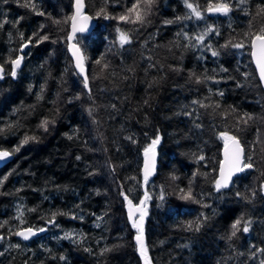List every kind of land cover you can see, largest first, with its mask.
I'll return each mask as SVG.
<instances>
[{
	"label": "trees",
	"instance_id": "obj_1",
	"mask_svg": "<svg viewBox=\"0 0 264 264\" xmlns=\"http://www.w3.org/2000/svg\"><path fill=\"white\" fill-rule=\"evenodd\" d=\"M24 2L0 0V22L9 21L0 28V64L5 70L0 81V128L5 129L0 134V150L12 151L25 135L39 140L14 152L12 160L0 168V235L6 237L0 242V251L5 253L0 264H145L124 195L134 206L143 199L144 149L157 135L161 138L156 146L158 167L146 186L151 199L143 221L150 264H260L264 254L258 253L254 259L252 254L264 249L261 145L257 143L253 153L257 171L246 170L220 192L214 182L219 178L224 147L220 132L230 129L247 146L246 152L258 136L264 141V87L248 42L242 49L220 47L230 38H235L233 42L242 38L264 0H248L243 5L229 0L232 11L227 16L206 11L216 0H194L204 19L180 21L176 18L191 15L184 0H158L149 17L151 23L144 28L97 17L104 0H85L95 28L87 36H77L76 44L86 57L91 98L67 52L70 20H65L73 15V0H35L44 15L24 7ZM132 2L108 0L107 12L110 16L122 14ZM207 25L220 33L206 37L205 44L210 43L212 49L184 47L185 33L195 36ZM118 26L132 30L134 37L123 48L116 42ZM34 33L39 35L33 37ZM45 34L50 39L37 43ZM29 37H33L32 44L25 49L13 79L9 74L12 65L6 61L20 55L16 50ZM212 50H218L219 56L213 57ZM101 56L105 57L102 63L108 62L110 67L93 79L100 75L101 66L95 61ZM192 73L214 80L197 84ZM41 85L44 98L38 100ZM220 91L223 96L217 95ZM193 100L210 105L219 102L216 112L230 114L227 118L214 115L211 107L200 108ZM89 108L95 109L91 116ZM194 109L192 116L185 115ZM244 113L255 120L237 131L234 117ZM46 117L55 120L47 132L39 127ZM128 136L136 143L125 138ZM201 155L204 160H198ZM173 175L177 179L172 180ZM190 183L196 199L208 207L180 199L179 190L186 191ZM162 187L164 201L159 199ZM252 189L257 190L254 199ZM237 192L248 195L251 202ZM18 207L24 212L23 224L17 219ZM53 212L68 215H58L55 224L46 223ZM202 213L208 219L200 231L187 230L188 222L202 219ZM241 216L252 221L249 232L241 231L229 241L231 225ZM28 227L47 231L30 242L9 233V229ZM66 232L83 237L82 242L60 239ZM11 244L21 247L9 248ZM105 247L112 251L99 255Z\"/></svg>",
	"mask_w": 264,
	"mask_h": 264
},
{
	"label": "snow or ice",
	"instance_id": "obj_2",
	"mask_svg": "<svg viewBox=\"0 0 264 264\" xmlns=\"http://www.w3.org/2000/svg\"><path fill=\"white\" fill-rule=\"evenodd\" d=\"M3 2H7V0H3ZM240 4L243 5L248 2V0H239ZM107 3L108 0H104V6L100 7L99 10L96 13L97 17L103 16L104 19H115L118 24L119 23H125V24H133V25H139L140 28L147 27L151 20L149 17L153 14L154 7L158 3V0H133L130 7H127L125 11L122 14L119 15H109L107 12ZM185 7L190 10L191 15L185 16V17H177L176 21L185 20V19H191L195 17L197 20H203L204 17L202 15V12L199 10V5L193 2H190V0H184ZM24 7L29 8L30 10H33L36 12L37 15H44L43 12H40L37 8V4L35 0H25ZM74 7H75V14L71 17H67L65 22L67 20L72 21V31L71 34L67 36L68 41H72L76 38V33L80 32L83 33L86 30L87 24L86 22L92 17L84 14V8H85V0H74ZM207 12L209 13H220L225 16L229 14V12L232 11V7L229 3V0H216V2L209 3L207 9ZM246 14H248L246 12ZM21 18L17 19L14 23L18 24ZM80 21L79 25L77 21ZM175 21H165L166 24L174 23ZM9 23L7 19H4L2 22H0V28L4 26V24ZM54 23H60V21H54ZM43 27V26H42ZM139 29H137L138 31ZM117 38L116 42H118L119 47L123 48L125 45H129L132 43L134 37L132 35V30H125L121 27L116 28ZM215 33V35H220L219 30L217 28H214L211 25H207L201 33L195 35V36H188L186 33L184 34V39L187 41V43L184 45V47H193V48H207L212 49V45L205 44L206 37L209 35ZM38 33H34L33 37L38 36ZM177 35H180L179 33ZM21 39H23V33L20 34ZM33 37H29L27 41H25L22 46L17 49L20 53V55L15 56L14 58L9 56L8 61L6 63H11L12 68L10 71V75L13 79L17 77V70L20 68L23 60H24V49L29 47L30 44H32ZM50 37L45 34L43 36H39L37 39V43L43 42L45 40H49ZM235 38H230L225 44L221 45V48H237L242 49L245 46V41L248 42V45L251 49V56L253 57L256 68L258 69L259 73V80L261 85H264V6H257L256 13L252 16V19L249 21V27L248 31L244 32L242 35V38L239 39L237 42H233ZM53 43H55V40H52ZM79 43V42H78ZM179 46V45H177ZM70 50L72 51V55L75 58V68L78 70V74L83 76V85L84 88L87 89V94L91 98L92 97V89L89 87V77L86 74L84 61L86 59L84 53L82 52L81 48L78 46V44H71ZM211 54L213 57L219 56L218 50H212ZM151 59V57H149ZM105 60L104 56H101L99 59L95 61L97 65L101 66L100 75L93 76V79H98L100 76H103L104 72L109 69L110 64L108 62H103ZM154 64H150L149 67H154ZM131 71V69H129ZM221 71H227V69L222 68ZM110 75H115V73H111ZM192 78L195 79V82L197 84L202 83L203 81L207 80H214V77L210 76H204L201 77L195 73L191 74ZM245 78L247 79V74H245ZM4 79V65L0 64V80ZM217 83L219 81H216ZM152 85H149L151 87ZM31 90V89H30ZM45 91L44 85H41L40 93L37 94L38 100H43V93ZM217 95L223 96V92L220 91L217 93ZM75 99H80L79 96L75 97ZM55 103V101H52ZM71 102V101H69ZM94 103V100H93ZM148 101L145 100V104H147ZM193 105H198L200 108H212L214 115H222L227 118V116L230 114L227 111L224 112H216L217 109H220L219 102H216L215 104H205L203 101L199 100H193ZM113 109L116 108V105H111ZM57 112H59V109H56ZM95 111L94 108H89L88 113L89 115H93V112ZM235 109L232 108L231 112L235 113ZM195 112V109L193 112H185V115L192 116ZM197 118H199L197 116ZM235 119V128L237 131H241V125L247 126L249 122H252L255 120V118L248 113H244L242 115H238L234 117ZM95 123V120H94ZM49 124L54 125L55 120L50 118H44L41 123L39 124V127L42 128L45 132L48 131ZM197 127H200L199 124L196 125ZM9 128L12 126L9 125ZM5 131V129L0 128V134H2ZM219 139L224 141V159L220 162V168H219V178L215 180L214 186L215 190L217 192H220L221 189H226L229 187V184L232 182V177L237 173H243L246 170H252L257 171L258 170V163L257 158L254 157L253 153L256 152L255 145L259 143L261 145L259 152L264 154V141H261L259 136L257 137V140L253 142V146L251 151L246 152V145L241 143V139L238 138L235 134H230V129L222 131L218 134ZM72 137H69L71 139ZM126 139L130 140L132 143H136V141L131 137H125ZM160 136L157 135L154 139H152L151 144L144 149V165H143V185L145 186V193L143 199L140 200L139 204L133 205L132 201L128 199L127 195H124L123 192L121 193L124 195V199L128 203L129 207V219L132 220V226L137 230V235L135 237L138 251L142 258L145 260V264H150V260L147 256V247L144 242V226L143 221L147 215V202L151 197L148 194L146 186L149 183L150 176L155 172V157H156V146L160 143ZM39 140L38 136L35 135H25L23 140L20 142L18 146H16L12 151L8 150H0V161H5L7 158L11 157L14 152H19L21 147L24 145H27L30 141L36 142ZM78 160L80 159L79 156L76 157ZM205 157L203 155L199 156L198 160H204ZM259 160L261 162H264V155L259 156ZM114 170V169H113ZM195 175V174H194ZM260 176L264 177V171H260ZM133 179H135L133 177ZM172 180L177 179L176 176L171 177ZM0 186H2V181H0ZM182 195L180 196V199L182 200H194L198 203H201L203 207H208V205L203 204L202 201H199L196 199L193 193V189L191 187V183L189 184L188 189L185 191V189L179 190ZM259 191L262 195H264V180H261L259 185ZM236 195L238 197H241L245 200H248L249 202V196L243 195L240 192H237ZM251 198L254 199L257 195V190L252 189L250 192ZM159 199L161 201L165 200L164 190L163 187L161 188V192L159 195ZM28 211H35L34 209H28ZM139 212V218L134 219V212ZM24 215L23 209L18 207V216L17 219L20 220L21 224L24 223V220L22 219ZM58 215H68V213L64 212H53L51 213L50 219L46 221L48 224H55L56 223V217ZM202 219H198L196 221H190L187 224V230L189 231H195L199 232L200 228L203 226V222L208 219V217L204 216V214H201ZM73 219H76L77 217L75 215L72 216ZM80 219H83L80 217ZM98 219H102V217H98ZM6 223V222H5ZM252 224V221L250 219L246 220L243 216L236 219L232 225H231V232L230 235L227 237L229 241H231L233 238L237 237V234L239 232L248 233L250 226ZM0 227H3V225H0ZM99 227V225H97ZM47 231L46 228L41 227L39 229H34L33 227H28L24 229H18V230H12L9 229L10 235H15L20 238H22L24 241H28L31 237L36 236L38 233H43ZM6 239L4 235H0V242H3ZM60 239H68L71 240L73 243H81L83 237L77 238V234L75 233H65ZM21 247L20 244H11L9 245V248L19 249ZM255 247V246H253ZM87 252H91L92 250L90 248L84 249ZM50 251V250H49ZM112 251L110 248H103L101 249L99 255L103 256L106 253ZM258 253L264 254V249H257L256 252L252 254V258H256V255ZM5 253L4 251H0V256H3ZM243 255V253H241ZM60 260H64V256L59 257ZM25 264H27V261H25ZM260 264H264V259L260 261Z\"/></svg>",
	"mask_w": 264,
	"mask_h": 264
},
{
	"label": "water",
	"instance_id": "obj_3",
	"mask_svg": "<svg viewBox=\"0 0 264 264\" xmlns=\"http://www.w3.org/2000/svg\"><path fill=\"white\" fill-rule=\"evenodd\" d=\"M75 14V7H74V0H73V15ZM84 14L85 15H88V16H90V17H92L89 13H87V7H86V4H85V8H84ZM72 15V16H73ZM77 23H78V25H79V23H80V21L78 20L77 21ZM86 24H87V27H86V30L83 32V33H80V32H77L76 33V37L77 36H87V35H89V34H91L92 32H93V30H94V28H95V19L92 17V19H90V20H88L87 22H86ZM71 25H72V21L70 20V23H69V33H68V35L69 34H71V31H72V28H71ZM71 44H76V38L74 39V40H72V41H68L67 40V52H68V55H69V57H70V59H71V61L74 63V65H75V58L73 57V55H72V51L70 50V45ZM26 49V48H25ZM25 49H24V51H25ZM252 59H253V57H252ZM253 64H254V67H255V69H256V71H257V74H258V77H259V73H258V69L256 68V63H255V61H254V59H253ZM22 65V64H21ZM84 66H85V63H84ZM21 67V66H20ZM77 70V69H76ZM85 70H86V74L88 75V69H87V67L85 66ZM5 71V70H4ZM77 72H78V70H77ZM81 76V75H80ZM82 78H83V76H81ZM3 80V79H2ZM2 80H0V81H2ZM263 87H264V85H262ZM156 151V150H155ZM224 159V147H223V150H222V160ZM12 160V156L11 157H9V158H7L5 161H0V168H3L5 165H7L10 161ZM157 167H158V155H157V152H156V157H155V172L150 176V178L149 179H151V178H153L155 175H156V173H157ZM242 173H237V174H235L233 177H232V182H233V180H234V178L236 177V176H239V175H241ZM232 182L229 184V187L228 188H230L231 187V185H232ZM228 188H226V189H228ZM128 212H129V207H128ZM139 216V212L138 211H135L134 212V219H136L137 217ZM24 229V228H23ZM45 234V232H43V233H38L36 236H33V237H31L28 241H24L22 238H20V237H18L21 241H23V242H30V241H32L33 239H35V238H37V237H41V236H43ZM144 242H145V239H144Z\"/></svg>",
	"mask_w": 264,
	"mask_h": 264
}]
</instances>
